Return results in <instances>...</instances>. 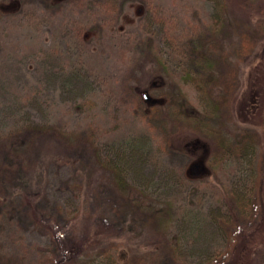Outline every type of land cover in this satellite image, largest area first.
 <instances>
[{
  "label": "rangeland",
  "instance_id": "1",
  "mask_svg": "<svg viewBox=\"0 0 264 264\" xmlns=\"http://www.w3.org/2000/svg\"><path fill=\"white\" fill-rule=\"evenodd\" d=\"M241 14L222 0H0V264L55 259L23 199L38 184L46 216L92 239L70 264L220 263L234 219L251 218L264 171L251 170L249 155L207 163L209 142L173 133L151 106L183 95L203 111L187 80L224 77L233 102L223 137L257 131L264 148V42L226 72L239 61ZM73 77L76 86L65 81ZM248 93L259 96L253 116L241 111ZM160 208L168 216L157 225ZM100 214L122 230L104 237Z\"/></svg>",
  "mask_w": 264,
  "mask_h": 264
},
{
  "label": "trees",
  "instance_id": "2",
  "mask_svg": "<svg viewBox=\"0 0 264 264\" xmlns=\"http://www.w3.org/2000/svg\"><path fill=\"white\" fill-rule=\"evenodd\" d=\"M224 6L231 5V3L241 11L244 19L241 28V36L239 40L240 48L238 50V60L235 63L227 61L226 72L233 74L237 71L240 61H244L249 55H252L254 48L260 43L264 42V0H222ZM159 55V54H156ZM264 59V56H263ZM159 64L162 70H166L165 63L159 59ZM70 85L76 86L79 84L76 77L65 79ZM187 83L194 84L200 92V100L204 104V110L191 112V103L180 95L178 99L173 96L171 101L166 104H156L153 102L151 106V114H157L160 117L161 124L167 128L166 123L176 128L173 133L178 134L181 130H194L198 133L196 135V142H204L210 146L209 160L215 163H220L223 160L244 159L246 156H253L255 160H251L252 171L256 174H262L258 171H264V148L261 140V135L257 131L251 133H244L233 138V140H226L222 135V130L227 128V122H222V117L227 118L226 108L233 102V88L230 82H226L224 77L216 81L210 79L191 78ZM154 86V85H153ZM147 91V90H146ZM148 92V91H147ZM217 92L220 96L214 97ZM249 99L241 103V111L243 110L249 116L255 113V98L254 94L248 93L245 95ZM143 100L146 104L147 100L143 95ZM210 101L211 106L208 105ZM254 101V102H253ZM213 105V106H212ZM164 108V112L160 110ZM170 121V122H168ZM61 141L65 143H73L81 140V135L76 133L57 132ZM90 149H94L91 141L82 140ZM187 143V141H186ZM182 144H175V147H180ZM178 147V148H179ZM181 149L183 146L180 147ZM92 157L96 162H99L98 153L93 150ZM252 158V157H251ZM211 163V162H210ZM113 166V165H111ZM107 172L118 185L120 178L116 167H107ZM254 174V172H253ZM259 176V175H258ZM120 186V185H118ZM258 186V187H257ZM256 195L255 201L251 202V218L248 222L244 220L238 222V218L234 219L232 224L231 234L228 235L229 249L223 256L219 264H264V182L263 179L256 181ZM44 197V188L40 184L35 189H28L23 193V199L26 207L29 210L30 217L36 227L47 232L52 240L55 259L52 264H70L74 260L81 257L82 250L92 240L82 241L76 234L71 231H65L59 226V223L53 218L48 217L42 211L40 203ZM168 216V211L160 208L152 213V222L157 225L165 222ZM242 218V217H241ZM97 228L103 230V236L107 239L112 238L109 234L119 232V228L110 222L104 216L96 215L94 218ZM122 230V229H121ZM120 230V231H121Z\"/></svg>",
  "mask_w": 264,
  "mask_h": 264
},
{
  "label": "water",
  "instance_id": "3",
  "mask_svg": "<svg viewBox=\"0 0 264 264\" xmlns=\"http://www.w3.org/2000/svg\"><path fill=\"white\" fill-rule=\"evenodd\" d=\"M144 97H145V99H146L147 101H149V97H148V95L144 94Z\"/></svg>",
  "mask_w": 264,
  "mask_h": 264
}]
</instances>
